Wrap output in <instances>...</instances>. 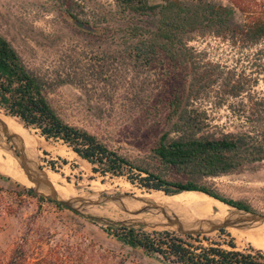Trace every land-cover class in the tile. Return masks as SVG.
<instances>
[{
  "label": "rangeland",
  "instance_id": "1",
  "mask_svg": "<svg viewBox=\"0 0 264 264\" xmlns=\"http://www.w3.org/2000/svg\"><path fill=\"white\" fill-rule=\"evenodd\" d=\"M74 1L78 19L68 17L59 0H0V32L12 41L26 65L47 82L48 100L59 116L95 134L131 161L133 168L126 167L124 175L94 172L93 165L62 140L46 139L30 127L39 138L40 166L51 173L53 179L48 178L61 192L121 188L165 200L163 190L145 185L146 173L137 167L173 177L153 149L164 132L169 131L172 138L179 136L171 130L178 114L158 101L171 98L173 86L165 88L159 71L130 55L132 43L123 36L131 20L116 0ZM189 45L201 63L218 65L208 66L213 73L221 79L235 77L244 88L237 97L222 98L215 93L218 87H213L198 99H184L181 107L198 114L201 132L259 135L264 129V39L254 44L234 43L215 34L193 33ZM173 82L182 91L184 80L175 78ZM0 118L8 124L20 122L1 108ZM24 183L18 161L0 149V264H170L158 255L148 256L141 248L123 244L106 230V224L28 195ZM199 183L264 213V160L247 163L232 173L202 177ZM173 196L181 197L200 217L226 212V205L215 204L202 193L183 191ZM206 237L221 242L233 238L239 249L254 246L264 251L261 227L226 228ZM18 245L28 254L25 263L18 256L11 259Z\"/></svg>",
  "mask_w": 264,
  "mask_h": 264
},
{
  "label": "trees",
  "instance_id": "2",
  "mask_svg": "<svg viewBox=\"0 0 264 264\" xmlns=\"http://www.w3.org/2000/svg\"><path fill=\"white\" fill-rule=\"evenodd\" d=\"M225 1L116 0L120 11L127 12L131 20L123 36L127 43H132L129 46L130 55L150 69L159 71L165 88L173 86L172 97L159 98L161 100L158 101L178 114L174 119L171 117V130L179 136L172 138L166 131L153 148L159 161L174 173L173 177L167 178L149 168H137L146 173L143 180L148 188L163 190L170 195L184 190L191 193L202 191L230 205L254 210L243 201L222 196L200 184L199 180L206 176L232 173L247 163L263 161L264 129L259 135L246 131L201 132L198 114L181 107L184 99L185 102L198 99L213 87H218L215 93L222 98L226 95L237 97L243 91L239 79L232 76L221 79L208 68L218 65L201 63L189 45L193 33L215 34L230 38L234 43L240 40L254 44L264 39V0ZM59 2L68 17L78 19L74 11L76 1ZM175 78L184 80L182 91L175 86ZM46 85L47 82L26 65L12 41L0 32V108L7 115L39 130L46 139L62 140L90 162L94 172L124 175L126 167L133 168L131 161L95 134L64 121L49 102ZM24 191L30 196L46 199L27 187ZM104 226L123 244L141 248L148 256L158 255L170 264H264L262 249L254 246L239 249L233 238L221 242L207 240L203 235L208 241L204 243L200 239L202 235H181L171 230L152 233L142 227L123 225ZM223 231L225 229L219 230ZM15 256L22 263L29 258L21 245L14 249L11 259ZM9 264L16 263L12 261Z\"/></svg>",
  "mask_w": 264,
  "mask_h": 264
},
{
  "label": "water",
  "instance_id": "3",
  "mask_svg": "<svg viewBox=\"0 0 264 264\" xmlns=\"http://www.w3.org/2000/svg\"><path fill=\"white\" fill-rule=\"evenodd\" d=\"M20 123L25 130L31 131L24 122L20 121ZM28 135L32 139L14 130L0 118V149L11 153L18 161L30 182L24 183L26 187L31 192L60 203L94 221L106 225L150 227L157 231L171 230L181 235H207L226 228L248 230L259 226L264 227V213L230 205L202 191L195 192L227 205V212L222 215L216 212L213 215L200 217L187 206L172 200L173 195L176 194L164 193L162 195L165 200H158L151 194H136L121 188H91L66 196L55 188L40 166L38 144L35 143L37 140L31 133ZM102 207L106 209L102 210ZM97 209L100 210L97 211ZM111 210L115 213L114 216L110 213ZM124 215H130V217H124Z\"/></svg>",
  "mask_w": 264,
  "mask_h": 264
},
{
  "label": "bare ground",
  "instance_id": "4",
  "mask_svg": "<svg viewBox=\"0 0 264 264\" xmlns=\"http://www.w3.org/2000/svg\"><path fill=\"white\" fill-rule=\"evenodd\" d=\"M9 125L14 129V130H16V131H18V132H20V133H22V134H24V135H26V137H28L29 139H32V137L31 136H29L28 134H32V135H34L31 131H29V130H25V128L23 127V125L20 123V122H16L15 124H11V123H9ZM34 137H35V139L37 140V142H35V143H37V144H39L38 143V139L36 138V136L34 135ZM33 140H34V138H33ZM35 140V141H36ZM5 172L6 173H8V174H10V175H12V176H14V177H16V178H22L21 176H19V175H17L16 173H14V172H12V171H9V170H5ZM24 173V172H23ZM45 173H46V175L49 177V178H51L52 177V179H53V176H51V173H48V171H45ZM55 177V176H54ZM56 177H57V175H56ZM55 177V178H56ZM24 178H25V184H29L30 182L28 181V179L26 178V176L24 175ZM59 192H61V191H59ZM61 193H63V194H65L66 196H68V195H70V194H72V193H65V192H61ZM174 198L172 199V200H176L177 202H179L181 205H183V206H186L185 204H184V202H183V199L181 198V197H176V196H173ZM155 198V197H154ZM157 198H159V197H157ZM156 198V199H157ZM159 200V199H158ZM199 201V200H198ZM194 202V201H193ZM214 202H215V204L217 203V202H219L218 200H215L214 199ZM221 203V202H220ZM225 205V204H224ZM227 210H228V206L226 205V212H227ZM226 212H224V213H218L219 215H222V214H225ZM259 227H261V228H263L264 229V227L263 226H259ZM252 230V229H251ZM240 233V232H239Z\"/></svg>",
  "mask_w": 264,
  "mask_h": 264
}]
</instances>
